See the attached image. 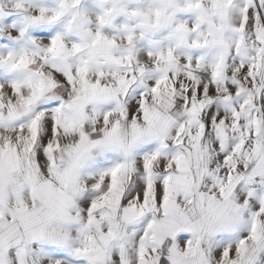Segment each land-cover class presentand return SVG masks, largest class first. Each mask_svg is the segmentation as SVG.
<instances>
[{"label":"snow or ice","instance_id":"snow-or-ice-1","mask_svg":"<svg viewBox=\"0 0 264 264\" xmlns=\"http://www.w3.org/2000/svg\"><path fill=\"white\" fill-rule=\"evenodd\" d=\"M0 264H264V0H0Z\"/></svg>","mask_w":264,"mask_h":264}]
</instances>
